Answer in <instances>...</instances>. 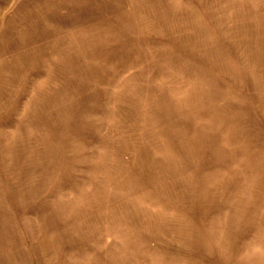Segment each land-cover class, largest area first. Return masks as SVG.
Listing matches in <instances>:
<instances>
[{
  "label": "rangeland",
  "instance_id": "obj_1",
  "mask_svg": "<svg viewBox=\"0 0 264 264\" xmlns=\"http://www.w3.org/2000/svg\"><path fill=\"white\" fill-rule=\"evenodd\" d=\"M0 264H264V0H0Z\"/></svg>",
  "mask_w": 264,
  "mask_h": 264
}]
</instances>
